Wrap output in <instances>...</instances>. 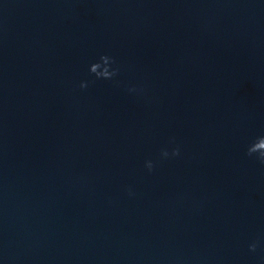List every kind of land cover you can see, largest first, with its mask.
Here are the masks:
<instances>
[{
    "label": "water",
    "instance_id": "1",
    "mask_svg": "<svg viewBox=\"0 0 264 264\" xmlns=\"http://www.w3.org/2000/svg\"><path fill=\"white\" fill-rule=\"evenodd\" d=\"M259 135L243 0H0V264H264Z\"/></svg>",
    "mask_w": 264,
    "mask_h": 264
},
{
    "label": "clouds",
    "instance_id": "2",
    "mask_svg": "<svg viewBox=\"0 0 264 264\" xmlns=\"http://www.w3.org/2000/svg\"><path fill=\"white\" fill-rule=\"evenodd\" d=\"M116 63L117 62L114 57L108 54H101L97 60L89 64L88 73L93 76L95 80L114 81L120 72ZM94 82L95 81L87 80L81 81L79 87L80 89H87L89 84ZM128 91L136 95H144L145 93V89L143 87H130ZM169 144L172 145L170 148L165 147L161 149L159 154L160 160L180 157L181 149L180 146L176 144L175 138H171ZM246 155L259 161L261 164H264V135L256 136L246 145ZM144 167L149 173H152L156 167V162L152 159H147L144 162ZM126 191L130 197L135 195L131 187H128ZM259 247H261L260 240H254L248 244L249 251L253 253H255ZM262 259H264V257H262Z\"/></svg>",
    "mask_w": 264,
    "mask_h": 264
}]
</instances>
